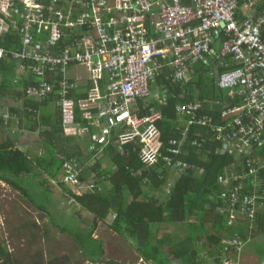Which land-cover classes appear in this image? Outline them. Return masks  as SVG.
Here are the masks:
<instances>
[{"label":"built area","instance_id":"1","mask_svg":"<svg viewBox=\"0 0 264 264\" xmlns=\"http://www.w3.org/2000/svg\"><path fill=\"white\" fill-rule=\"evenodd\" d=\"M209 1L216 19L227 24L226 35L216 42L206 31L184 33L173 13L189 15L191 8L180 0H0V36L14 32L19 37L18 49L0 43V59L18 60L27 70L33 82L25 90L28 98L40 101L58 94L65 135L87 142L92 155L84 165L78 158L64 161L62 180L76 191L96 192L90 179L80 177L110 145L122 154L125 146L137 143L133 151L145 164L157 162L161 115H141L139 101L151 94L158 73L185 84L196 59L219 57L210 46L219 44L217 52L226 61L217 63L235 65L221 74L219 88H227L229 102L221 110V123L199 114V103L176 110L190 117L189 124L208 128L211 140L220 142L216 154L234 159L217 177L228 190L220 199L231 208L229 224L244 223L252 232L264 209V15L234 20L238 0H219V7ZM257 1L264 3L248 4ZM165 161L176 171L188 168ZM225 243L220 263L241 264L245 241L234 235Z\"/></svg>","mask_w":264,"mask_h":264},{"label":"trees","instance_id":"2","mask_svg":"<svg viewBox=\"0 0 264 264\" xmlns=\"http://www.w3.org/2000/svg\"><path fill=\"white\" fill-rule=\"evenodd\" d=\"M5 39L6 43L2 44L6 48L19 46V37L15 33ZM210 46L214 51L220 48L217 43ZM204 59L210 60L209 63L200 59L194 61L185 84L172 82L159 72L154 82L163 89V95L148 100V105L145 99L139 101L141 115L154 112L161 115L156 122L161 142L157 162L145 164L139 153L133 151L137 143L125 146L122 154L115 144L110 145L96 159L94 167L86 166L80 177L82 181L90 179L96 192L75 191L62 180L64 161L78 158L84 165L92 155L88 152L87 142L63 133L58 94L54 92L42 103L25 98L24 87L33 82L16 80V61L0 59V113L7 99L20 101L22 110L6 108L9 117L14 119L18 130L37 134L35 144L42 150V154L33 155L30 141L21 139L22 136H10L9 120L4 122L0 118V181L31 200L34 191L28 186L34 184L43 194H48L49 191L43 188L56 181L74 204L92 215L86 231L67 226L60 227V231L71 235L80 250L95 263L126 264L104 260L103 244L93 236L98 222H106L111 214L112 218L107 222L109 228L126 239L148 264H204L205 256L212 258L215 264H221L220 256L227 245L225 240L239 235L246 242L253 235L264 233V209L260 210L255 222L257 228L252 232L244 223L229 224L231 208L220 199L228 190L219 184L217 177L224 174L225 166L234 164V159L216 154L220 142L211 140L213 134L208 128L189 124L190 117L176 110L179 105L199 103L202 105L199 114L208 115L216 124L221 123V110L229 102L226 91L216 85L213 71L216 66L221 72L223 68L214 56ZM234 66L232 63L230 68ZM216 101L220 104H213ZM51 103L52 108L48 106ZM144 106L147 108L142 109ZM35 109L40 111L39 115L33 112ZM22 140L24 149L19 148ZM173 148H179L180 153L170 152ZM165 159L170 164L183 162L188 168L173 170ZM103 161L109 163L108 167L102 165ZM260 177L264 184L263 170ZM221 206L225 207L224 211L219 210ZM239 206L240 203L235 208L238 210ZM237 215L238 219L245 218ZM162 224H165L163 228ZM169 224L178 229L172 230ZM200 250L205 251L204 256ZM5 254L6 249L0 243V264H8L7 260H2Z\"/></svg>","mask_w":264,"mask_h":264},{"label":"rangeland","instance_id":"3","mask_svg":"<svg viewBox=\"0 0 264 264\" xmlns=\"http://www.w3.org/2000/svg\"><path fill=\"white\" fill-rule=\"evenodd\" d=\"M151 93L154 96V98L151 96V101H153L157 95H163L164 91L159 85L152 82ZM16 126H11L10 130H15ZM20 133L21 139L30 141L33 155L42 154L40 147L35 144L38 141L37 134L28 131H20ZM10 135L15 136L14 134ZM25 147L22 140L20 149ZM96 162H91L88 167H94ZM108 164L107 161H103L102 165L108 167ZM31 185L28 188L30 191H34L31 193L33 200L0 181V243L14 256V259L21 261V264H48L50 261H54L55 264H106L101 261L95 263L89 260L86 254L80 250L74 238L68 233L60 231V227L67 226L84 232L91 224L92 215L74 204L56 181L43 188L44 191L50 192H47L48 194H43L34 184ZM111 218L112 215H108L107 221H110ZM162 225L163 228L165 224ZM169 225L172 230L178 229V226ZM163 231L164 229L161 230V233ZM93 236H96L95 238L101 240L103 244L102 258L104 260L126 264H148L131 247L130 243L112 231L106 222H98ZM253 237L256 238L251 241L258 240V242L253 244L248 242L246 246L257 248L260 243L264 247V233L255 234ZM200 253L205 255L204 250H200ZM257 253H260L259 249ZM258 255H254V257L259 260ZM187 258L189 259V257ZM205 258L204 264H215L212 258L207 256ZM257 259L250 258L241 260V262L255 264L254 261L256 262Z\"/></svg>","mask_w":264,"mask_h":264},{"label":"bare ground","instance_id":"4","mask_svg":"<svg viewBox=\"0 0 264 264\" xmlns=\"http://www.w3.org/2000/svg\"><path fill=\"white\" fill-rule=\"evenodd\" d=\"M180 2L191 8V12L189 15L173 13L176 16L178 22L182 24L184 33L188 34L186 32L187 29H192L195 33L206 31V33L209 34L208 38L211 42L219 41L223 36L226 35L227 24L221 20L216 19L217 15H213L215 10L211 7L209 0H180ZM217 2H219V0H214V4L216 5V7H219V5H217ZM252 15H264V3L262 1H257L254 5L251 6L248 4V0H238L235 3V9L232 15L234 20H239L241 17L247 18ZM216 23L220 24L216 26ZM214 53H216V56H219L216 58L217 62L220 63L221 61H226V57L220 55L219 52L214 51ZM209 61L210 60H207L206 63H209ZM222 68L223 71L226 69H231L230 66ZM222 72L219 70V67H215L213 71L214 77L216 78V85L219 87ZM223 89L227 91L226 87H223ZM145 108H147V106L142 107V109ZM199 109L202 110L201 104Z\"/></svg>","mask_w":264,"mask_h":264},{"label":"crops","instance_id":"5","mask_svg":"<svg viewBox=\"0 0 264 264\" xmlns=\"http://www.w3.org/2000/svg\"><path fill=\"white\" fill-rule=\"evenodd\" d=\"M12 34V33H14V32H8V33H6V34H4V35H2V36H0L1 37V39H0V43L2 44L3 42H5L6 43V39H5V37L7 36V35H9V34ZM15 35H16V33H15ZM17 36V35H16ZM3 45V44H2ZM4 46V45H3ZM16 49H18V47L16 48ZM4 58H8L9 60H13V61H16V63H15V65H16V68H15V73H14V78L16 79V80H19V81H21V82H24V80L25 79H28V80H30L31 82H32V79H30V75L27 73V70H25V69H23V68H21L20 67V64H21V62L20 61H18V60H15V59H12V58H9V57H4ZM1 59H3V58H1ZM29 85H31V84H29ZM29 85H26L25 87H24V91H23V94H25V90H26V88L29 86ZM151 91H152V82H151ZM151 96H153L152 95V93L148 96V98H146L145 100H146V103H147V105H148V100H151ZM25 98H28V96L25 94ZM29 100H33V101H35V102H37V103H42V102H44L43 100H36V99H33V98H28ZM3 106H4V109H3V112L2 113H0V118H2V120L4 121V122H7L8 120H9V122H8V127H9V130L8 131H10L9 133L10 134H14V135H17L18 137H19V134H21L20 133V131H24V130H18V128H17V126H16V129L15 130H10V128H11V126H15V123H13V120H12V118H10L9 117V113H8V110H6V108H11V107H14V108H16V109H20V110H22V108H23V105L21 104V102L20 101H14V100H12V99H7L4 103H3ZM48 106H50L51 108L53 107V104L51 103L50 105H48ZM57 106V105H56ZM30 111V110H29ZM33 112H35V113H37V115H39V113H40V111L38 110V109H35ZM63 128V127H62ZM63 133H64V130H63ZM65 134V133H64ZM9 136V135H8ZM10 136H12V135H10ZM7 136H5L4 138H6ZM13 137V136H12ZM19 148H21V146H19ZM87 161H88V159H87ZM91 161V158L89 159V162ZM107 222H109V221H107L106 220V224H107ZM96 235V234H95ZM253 236H255V235H253ZM251 237V238H249L246 242H245V246H244V248L242 249V251L239 253V259H240V261L241 260H246V259H250V258H252V259H257L256 257H254V255H258V254H261V255H258L259 257H260V259L258 260H256V262L254 261V263L255 264H262V262H263V260H264V249H263V247L260 245V243L258 244V247L257 248H252L249 244H247V245H249V246H246V243H248V242H250V244H253V243H257L258 242V240H256V241H251L253 238H256V237ZM96 237V236H95ZM3 246V245H2ZM5 248V247H4ZM6 249V248H5ZM260 250V253H257V250ZM6 252H7V249H6ZM252 254H254V255H252ZM3 260V259H2ZM96 263H99V262H96ZM242 263V262H241ZM242 264H244V263H242Z\"/></svg>","mask_w":264,"mask_h":264},{"label":"flooded vegetation","instance_id":"6","mask_svg":"<svg viewBox=\"0 0 264 264\" xmlns=\"http://www.w3.org/2000/svg\"><path fill=\"white\" fill-rule=\"evenodd\" d=\"M4 261H8V264H21V261H17L14 259V256L12 254H10L7 250L4 258H3ZM48 264H55L54 261H50L48 262Z\"/></svg>","mask_w":264,"mask_h":264},{"label":"water","instance_id":"7","mask_svg":"<svg viewBox=\"0 0 264 264\" xmlns=\"http://www.w3.org/2000/svg\"><path fill=\"white\" fill-rule=\"evenodd\" d=\"M215 72H216V70H215Z\"/></svg>","mask_w":264,"mask_h":264}]
</instances>
